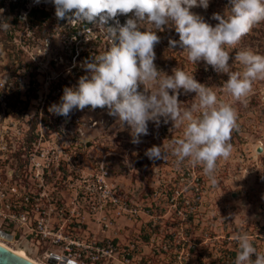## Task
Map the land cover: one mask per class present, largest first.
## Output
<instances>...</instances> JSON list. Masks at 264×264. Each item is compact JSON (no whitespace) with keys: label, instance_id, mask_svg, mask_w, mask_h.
<instances>
[{"label":"rangeland","instance_id":"rangeland-1","mask_svg":"<svg viewBox=\"0 0 264 264\" xmlns=\"http://www.w3.org/2000/svg\"><path fill=\"white\" fill-rule=\"evenodd\" d=\"M35 6L50 15L42 25L45 32L31 27L25 17ZM227 6L228 0H210L207 9L197 6L192 11L214 25L212 14H223ZM0 9V17L10 23L7 31L0 29V240L25 250L42 264H56L51 253L76 258L77 264H123L121 256L113 258L108 241L135 242L144 239L147 228L140 227L135 218H114L110 206L102 205L96 176L106 171L121 194L134 192L136 197L143 185L138 186L135 178L149 167L145 150L167 145L182 134V126L163 117L159 124L149 121V133L136 144L130 126L109 114L107 107L76 108L67 117L50 112L49 106L60 101L64 86L77 84L88 71L84 62L103 51L108 38L90 22L58 18L51 0H0ZM129 15L118 14L117 19L123 23ZM156 31L161 37L154 49L158 69L168 74L177 67L190 73L195 69L198 81L235 108L237 126L231 133V155L218 159L217 183L212 184L203 171L195 218L191 220L184 209L171 214L174 220L167 219L176 226L155 231L184 243V255L188 244H194L187 264H221L213 258L229 251L235 264L238 243L233 236L241 229L264 253V79L254 80L248 95L235 100L223 90L227 73H217L202 60L195 65L179 43L171 48L169 40H179L174 27L165 25ZM240 48L264 54V21L241 38L230 52L229 64ZM194 95L181 89V107L195 103ZM168 152L161 158L164 166L173 156ZM133 154L141 157L134 167ZM153 262L160 264L161 259L155 256ZM134 263L145 264L142 260Z\"/></svg>","mask_w":264,"mask_h":264},{"label":"clouds","instance_id":"clouds-1","mask_svg":"<svg viewBox=\"0 0 264 264\" xmlns=\"http://www.w3.org/2000/svg\"><path fill=\"white\" fill-rule=\"evenodd\" d=\"M51 2L58 18L90 22L105 33L108 43L98 55L84 62L86 74L78 78L75 86H64L60 101L53 102L49 111L67 117L76 108L107 107L109 114L130 126L132 143L136 144L149 133V121L159 124L161 117L165 122L171 119L182 126V134L167 145L147 148L145 154L159 159L170 150L178 161L188 158L193 164L203 165L204 173L216 184L218 159H227L232 152L230 139L237 126L236 110L220 100L212 87L198 81L195 69L190 73L177 67L171 74L158 69L154 49L161 37L156 30H163L165 25L174 27L179 40L170 39L171 48L179 43L195 65L202 60L217 73H227L223 90L241 100L251 91L254 80L264 79V54L240 48L229 64L230 52L255 24L264 21V0H228L223 14H212L217 21L214 25L192 11L197 6L207 9L210 0ZM127 13L131 15L121 23L118 14ZM109 20L115 23L109 24ZM9 27L10 23L0 17V29L7 31ZM181 89L194 92L196 102L181 107ZM233 239L238 243L235 264H264V253L258 252L245 230L235 233Z\"/></svg>","mask_w":264,"mask_h":264},{"label":"built area","instance_id":"built-area-1","mask_svg":"<svg viewBox=\"0 0 264 264\" xmlns=\"http://www.w3.org/2000/svg\"><path fill=\"white\" fill-rule=\"evenodd\" d=\"M163 125L170 130V126H166L165 123ZM137 148L135 147V151ZM169 153L167 151V155ZM144 158L149 167L146 173L135 178L138 186L143 185L136 197L134 192L121 194L117 184L109 182L105 176L106 171L96 176L97 186L104 198L102 205L110 206L111 211L114 212V218H135L134 220H139L140 227L147 228L144 239L135 242L130 241L120 245L115 240H109L111 251L114 252L113 258L121 256L123 264H135V260H142L145 264H155L153 258L156 256L161 259L160 264H169L167 259L175 261L174 264H187L192 257L194 244H188L184 255V243L175 238H163L164 236L158 234L155 229L176 226L173 221L167 222V219L174 220L171 214L175 212L182 213L184 209H187L186 213L191 220L195 218L199 197L201 196L200 190L204 182L202 179L204 175L203 166L193 164L190 160L187 162L185 160L178 161L174 155L171 158L168 157L166 166H164L165 162L161 158ZM140 159L141 157L138 154H133L130 159L132 166L137 165ZM173 163L174 166L171 165ZM169 166L172 169L167 171ZM161 218H164L166 222L161 221ZM261 227H264V222H261ZM95 245L99 247V244ZM82 253L83 250L79 252V254ZM232 255L233 252H224L219 259L213 258V261L221 262V264H233L234 256ZM60 256L51 253V257L59 258ZM63 259H65L66 264H77L78 262L73 257ZM94 259H98V256Z\"/></svg>","mask_w":264,"mask_h":264},{"label":"trees","instance_id":"trees-1","mask_svg":"<svg viewBox=\"0 0 264 264\" xmlns=\"http://www.w3.org/2000/svg\"><path fill=\"white\" fill-rule=\"evenodd\" d=\"M49 16L50 15L46 10L37 6L28 9L25 15L27 22L30 23L31 27L36 26L37 29L42 32H45L46 29L42 25L44 22H46Z\"/></svg>","mask_w":264,"mask_h":264},{"label":"water","instance_id":"water-1","mask_svg":"<svg viewBox=\"0 0 264 264\" xmlns=\"http://www.w3.org/2000/svg\"><path fill=\"white\" fill-rule=\"evenodd\" d=\"M0 264H36V263L15 253L14 251L6 248L5 246L0 245Z\"/></svg>","mask_w":264,"mask_h":264},{"label":"bare ground","instance_id":"bare-ground-1","mask_svg":"<svg viewBox=\"0 0 264 264\" xmlns=\"http://www.w3.org/2000/svg\"><path fill=\"white\" fill-rule=\"evenodd\" d=\"M0 245L5 246L6 248L14 251L15 253H17V254H19V255H21V256L29 259V260H31L32 262H35L36 264H42L39 261H37L36 259L32 258L30 255H28L26 253V251L23 250V249H20V248H12L7 243H5V242H3L1 240H0ZM51 261L54 262V263H56V264H66L65 259H63L62 256H60L59 258H51Z\"/></svg>","mask_w":264,"mask_h":264}]
</instances>
